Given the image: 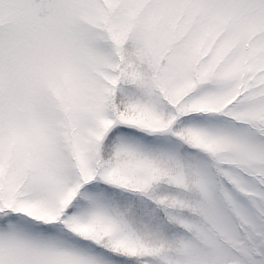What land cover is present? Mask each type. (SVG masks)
I'll return each instance as SVG.
<instances>
[{
  "label": "snow or ice",
  "instance_id": "1",
  "mask_svg": "<svg viewBox=\"0 0 264 264\" xmlns=\"http://www.w3.org/2000/svg\"><path fill=\"white\" fill-rule=\"evenodd\" d=\"M0 264H264V0H0Z\"/></svg>",
  "mask_w": 264,
  "mask_h": 264
}]
</instances>
